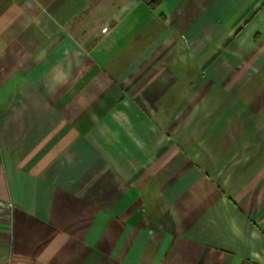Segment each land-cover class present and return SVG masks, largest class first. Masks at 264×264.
Here are the masks:
<instances>
[{"label": "crops", "instance_id": "obj_1", "mask_svg": "<svg viewBox=\"0 0 264 264\" xmlns=\"http://www.w3.org/2000/svg\"><path fill=\"white\" fill-rule=\"evenodd\" d=\"M0 264H264V0H0Z\"/></svg>", "mask_w": 264, "mask_h": 264}, {"label": "built area", "instance_id": "obj_2", "mask_svg": "<svg viewBox=\"0 0 264 264\" xmlns=\"http://www.w3.org/2000/svg\"><path fill=\"white\" fill-rule=\"evenodd\" d=\"M153 0H146V3L152 2ZM10 204H5L0 202V212H2L4 209H9Z\"/></svg>", "mask_w": 264, "mask_h": 264}, {"label": "trees", "instance_id": "obj_3", "mask_svg": "<svg viewBox=\"0 0 264 264\" xmlns=\"http://www.w3.org/2000/svg\"><path fill=\"white\" fill-rule=\"evenodd\" d=\"M146 2V0H144ZM163 0H153L152 2L147 3L150 7H156L160 4Z\"/></svg>", "mask_w": 264, "mask_h": 264}]
</instances>
